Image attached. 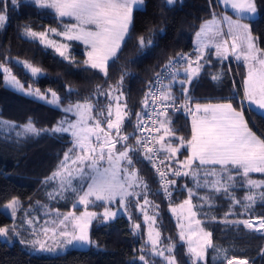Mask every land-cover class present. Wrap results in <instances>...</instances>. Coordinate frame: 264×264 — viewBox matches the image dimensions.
Masks as SVG:
<instances>
[{"label":"snow or ice","instance_id":"1","mask_svg":"<svg viewBox=\"0 0 264 264\" xmlns=\"http://www.w3.org/2000/svg\"><path fill=\"white\" fill-rule=\"evenodd\" d=\"M220 2L225 5L230 4L237 16L235 20L230 16L223 17V21L228 24L227 36L231 39V43L229 44L227 39L219 41V38L224 34L216 27L221 21L217 20L216 14L213 13V18L201 24L200 30L195 34V59L192 58V54L179 52L168 58L161 71L156 72L148 81V91L145 92V98L142 101L145 109L150 106L153 109L148 115L152 127L147 126V121L142 118L141 112L136 113L137 124L135 127L140 133L136 140L137 147L126 146L122 151L117 148V145L126 144L131 135L122 133L125 120L130 115L127 104L120 103L124 99L123 81L126 77L134 75L127 68V64L135 63L136 59L156 46V35L163 34L165 31L162 26L163 20L160 26L149 28L147 32L136 37L135 56L130 57L121 66L120 80L116 85H109L107 91L103 90L101 85H96L92 96L97 101L100 97H106L109 100L106 114L103 107L99 112H96L98 104L92 103L90 97L86 98L84 102L70 103L63 109L65 113H74L77 117L75 121L65 119L51 128H38L31 118L24 125L0 120V126H2L0 127V140L10 139L13 132L17 142L42 135L70 134L73 138L72 147L64 153L56 170L46 177L44 182H58V187L54 192L49 193L50 199L56 197L64 199L66 194L73 195L76 197L73 202L74 207L76 204L83 205L85 211L78 216L74 212L64 214L56 227H44L43 234L47 237L51 232L54 243L48 245L39 239L33 240L29 255L36 253L58 256L68 248L80 249L94 245L95 241L91 240L89 235V226L92 222L96 220L102 225L113 222L121 214V210L127 212L132 203V197H144L143 204L137 202V210L143 212L146 222L151 221L154 225L156 217L149 216L147 211V208L152 204L148 199L151 189L134 167L136 161L132 154L141 151V149L144 159L147 160H152V154L157 151L167 153L166 158L159 160L158 165L155 162L152 165L161 178V188L167 197L172 195L170 189L177 184L176 180L166 178L171 173L175 177H192L196 180L195 187L197 189L207 188L217 195L223 194L225 197L231 198L233 204H240L241 201L232 195L231 188L235 185L237 178L243 177L252 191V194L244 197L245 210L251 209L256 203L257 194L254 190L264 188V180L255 181L248 177L253 172L264 174V139L258 137L251 130L245 120L244 112L238 111L234 107L231 101L235 99V96L221 97V99L230 101L226 103H197L194 109L188 103L191 99V84L200 77L205 68L212 66L206 52L208 48L214 47L215 56L221 60L227 59L231 54L237 60L244 61L248 72L244 79V97L241 103L247 101L248 111L264 117V49L258 46V37L253 35L251 28V24L255 23L258 14L256 0H220ZM177 3L182 6L183 0H161L159 4L161 16L163 17L164 9L175 8ZM22 7L51 10L57 18H74L76 23L65 25V31L57 34L67 40L81 41L86 47L83 70H98L107 77L111 62L119 59L123 47L132 39L134 13L146 10V0H0V29L6 27L10 13L19 12ZM244 19H248L249 23H243ZM22 28L23 31L19 33L22 38L33 43L38 41L44 48L54 49L59 57L70 65H78L79 62L70 55V46L67 43H57L49 38V32H57L55 28L42 32L34 31L27 24ZM5 59L10 58L6 57ZM17 63L22 64L23 69L30 72L33 78L46 75L41 68L35 67L27 61H17ZM184 64L186 67L183 68V76L186 78L178 79L180 70L177 65ZM0 69L3 70V83L6 85L36 100L59 106L61 97L55 91L48 89L45 93L40 89L33 90L31 86L25 90L16 76L11 74V69L3 64H0ZM210 75L213 81H220L224 73ZM169 77V83L165 84L164 80ZM175 86L182 89V95L185 98L183 105L175 103L177 96L172 90ZM73 91L75 89L71 86L67 87L69 95ZM48 93H50L51 99L48 98ZM113 99L116 101L114 119L112 118ZM180 107H183L184 111L191 116V137L187 140L180 137V144L174 147L171 142L165 143V138L171 140L176 131L170 127L172 121L169 118V110L179 111ZM105 120L106 129L102 127ZM157 124L159 127H156ZM161 130L163 135H159ZM153 132L156 133V136L151 135ZM146 133H148L147 136ZM157 143L160 145L159 150L154 146ZM185 147L188 151L185 159L183 161L173 159L181 148ZM195 162H198V165ZM172 164H177L178 167L174 168L171 166ZM194 167L195 170H193ZM206 168L211 170L201 173V169ZM201 175L204 177L203 184L200 183ZM209 177L212 179L209 180ZM187 191L188 198L179 205V208L181 210L180 219H187L188 223L177 225L181 229L179 238L180 241L187 242L186 254L190 258L191 264H201L206 261L207 250L214 247L212 233L205 231L202 221L196 219L195 208L197 206L192 202V197L196 195L195 191L192 188H188ZM199 199L211 206L213 197L206 195ZM259 199L264 200V191L259 193ZM96 202L116 204V210L113 211L106 207L103 213L88 211V207L95 205ZM19 207V199L13 198L0 211L11 210V216L15 218ZM200 207H203V204ZM172 211L175 213L176 209L173 208ZM185 211L187 217L184 216ZM45 214L50 215L51 213L46 211ZM56 215L59 218L61 214L57 212ZM129 219H131L130 213ZM257 219L258 224H254L251 219L226 220L225 223L229 225L242 224L246 229L256 231L264 230V217ZM24 222L29 226L34 223L32 219H26ZM69 222L71 231L67 230ZM47 223L49 222L46 221ZM51 223L55 224L56 222L51 221ZM139 228V224L134 225L133 233L135 234ZM153 230L150 228L148 237V242L152 245V256L163 258L166 264H178L175 255H171L176 245L173 244L166 250H158L160 233L156 231L153 235ZM10 233L11 236L19 235L15 220L11 227H0V237L10 240ZM19 242L22 245L26 244L24 240ZM166 252L169 255H166ZM260 255L264 256V249H261ZM139 260L144 264H149L145 255H141ZM227 264H250V262L247 258L232 257L227 259Z\"/></svg>","mask_w":264,"mask_h":264},{"label":"trees","instance_id":"2","mask_svg":"<svg viewBox=\"0 0 264 264\" xmlns=\"http://www.w3.org/2000/svg\"><path fill=\"white\" fill-rule=\"evenodd\" d=\"M161 0H146V10L134 13V25L132 39L123 47L119 59L111 62L108 76L98 70H83V61L86 59V47L82 43L69 41L70 55L78 61L70 65L64 61L52 48H44L39 42H30L22 38L19 33L23 31V25H29L34 31L42 32L48 28L61 29L71 23L70 18H57L53 11L36 9L35 7H22L19 12H11L10 19L5 28L0 29V64L11 69V73L26 87L40 89L47 92L55 91L61 97L60 106L74 104L77 101L84 102L91 97V102L98 104L96 112L105 109L109 103L106 97H100L99 101L92 94L96 85H101L107 91L109 85H116L120 80L121 66L130 57L135 56V40L139 35L147 32L149 28L162 26L165 31L155 37L156 46L149 49L146 54L136 59L135 63L127 64V68L134 75L126 77L123 81L122 91L124 99L122 104H127L130 112L122 127L123 134H131L124 145H119L118 150L126 146L137 147L136 140V113L143 116L142 101L145 92L148 91L147 83L156 72L161 71L168 58L176 53L194 54L195 34L201 24L213 18V13L220 15L223 8L217 0H183L181 6L177 3L175 8L164 9L163 17L159 7ZM258 14L255 23L251 24L253 35L258 37V46L264 49V0H256ZM227 13L231 14L230 10ZM249 23L248 19H244ZM9 57L10 59H5ZM211 67L205 68L203 73L190 86L189 101L203 102H230L228 98L235 96L231 102L237 110L244 112L245 120L251 130L261 139H264V117L248 111V103L243 100L244 93L242 83L246 70L244 64L228 56L227 59L210 57ZM17 61H27L35 67H39L46 75L33 78L30 72L23 69ZM183 65H178V69ZM223 72L220 81H213L210 74ZM167 79L166 84L169 82ZM71 86L75 91L71 95L67 87ZM178 100L185 102L182 89L174 87ZM177 92V93H176ZM95 115V113H93ZM65 112L31 96L17 92L3 83V73L0 71V120L24 125L29 118L38 128H51L64 117ZM175 129L176 140L183 137L185 140L191 135L190 118L184 109L181 112L169 113ZM106 123V122H105ZM2 127V126H0ZM18 130V129H17ZM161 132H163L161 130ZM160 132V133H161ZM159 133V134H160ZM72 147L70 134H58L57 136L42 135L30 137L27 140L16 141L15 133L10 139L0 140V209L2 204L12 198L20 200V207L15 218L4 211H0V227L15 224L24 225L26 217L31 212H36L40 202L47 203L58 210H70L72 198L51 200L47 192L51 185L45 183V178L56 170L57 165L63 159L64 153ZM160 147V145H159ZM186 151L180 152L184 154ZM162 154L167 156L164 151ZM135 159L134 167L138 175L143 177L151 189L148 199L154 206L156 217L155 226L160 233V245L167 247L176 245L173 255L178 264H191L187 256V244L180 241L177 223L170 209L188 196L185 184L187 177L181 176L174 180L177 184L172 186V195L167 197L158 183L149 160L144 159L141 151L132 154ZM177 164H172L175 166ZM249 177L263 178L264 174H249ZM201 179L204 177L201 175ZM243 177L237 178L231 193L240 204H233L231 198L223 194H215L207 188H199L192 197L197 206V217L202 221L205 231L212 233L213 248L206 252V261L203 264H227V259L247 258L250 264H264V230L256 231L246 229L242 224H226L225 221H238L245 219L264 217V200L259 199V189L256 203L249 210H245L246 201L242 199L246 189L243 186ZM158 193V194H155ZM211 196V206L203 203L199 197ZM139 198H142L140 196ZM125 215H119L113 222L106 225L94 220L90 228V238L95 244L87 248H68L63 254L50 256L48 254L29 255L27 245H22L17 240H3L0 238V264H144L139 260L141 255L149 264H165L161 257L152 256L150 245L146 243V226L142 220V214L137 210L134 197ZM203 204V207L200 205ZM158 206V207H157ZM40 213V211L38 210ZM30 213V214H29ZM129 213L131 219H129ZM227 214V215H226ZM31 217V216H30ZM215 217V219H213ZM139 224L140 228L133 233V226ZM217 249L223 251V258L214 260Z\"/></svg>","mask_w":264,"mask_h":264},{"label":"rangeland","instance_id":"3","mask_svg":"<svg viewBox=\"0 0 264 264\" xmlns=\"http://www.w3.org/2000/svg\"><path fill=\"white\" fill-rule=\"evenodd\" d=\"M220 1V0H219ZM221 3V2H220ZM221 5L224 7H222L223 8V11H222V14H224L223 15V17H225V16H230L233 20H235V19H237V18H235V17H232L229 13H227V11H226V9H229V10H231L232 12H234L233 10H232V8H231V6H230V4L229 5H225V4H223V3H221ZM63 18H70V19H72V22L71 23H68V24H74V23H76V21H75V19L74 18H71V17H63ZM242 22L243 23H247L246 21H244V20H242ZM68 24H66V25H68ZM94 27V26H93ZM218 28L220 29V31L224 34L225 32H223V28H222V26L219 24L218 25ZM48 29H52V28H48ZM48 29H46V30H48ZM56 30H57V32L56 33H52V32H49V38L50 39H52V40H54V41H56L57 43H67L68 45H69V41H71V40H67L65 37H63V36H60V35H58L57 33H60V32H63V31H65V25L61 28V29H58V28H55ZM43 31H45V30H43ZM226 32H228V24H227V22H226V30H225ZM223 36V35H222ZM224 38H219L220 39V41H223V40H225V39H227L226 38V36H225V34H224V36H223ZM222 39V40H221ZM78 42H80V43H82L81 41H78ZM228 42H229V44L231 43V39L228 37ZM83 44V43H82ZM84 45V44H83ZM70 46V45H69ZM54 50V49H53ZM229 56L231 57V58H234V59H236L235 58V56L234 55H231V54H229ZM237 60V59H236ZM239 61H241L242 63H244V61L241 59V60H239ZM6 67V66H5ZM244 67H245V70H246V73H245V77H244V79L246 78V76H247V72H248V68H247V66L245 65V63H244ZM0 71L3 73V70L2 69H0ZM12 74V73H11ZM13 75V74H12ZM3 78H4V73H3ZM22 84V83H21ZM6 85V84H5ZM23 85V84H22ZM7 87H9V88H11V89H13L12 87H10V86H8V85H6ZM24 86V85H23ZM24 88H25V90H27L28 89V87H26V86H24ZM33 90H35L36 88H33V87H31ZM13 90H15V89H13ZM242 90H243V92H244V82L242 83ZM15 91H17V90H15ZM17 92H20V91H17ZM20 93H22V94H24L23 92H20ZM45 93H47V92H45ZM116 94H118V93H116ZM115 95V94H114ZM48 98L49 99H51V96H50V93H48ZM44 102V101H43ZM46 103V102H45ZM120 103H121V101H120ZM220 103H226V102H220ZM75 104V103H74ZM115 104H116V101L113 99L112 100V106H113V119L115 118V116H114V112H115ZM51 105V104H50ZM69 105V104H68ZM68 105H66V106H55V105H52V106H55V107H59V108H61L62 110L64 109V108H66ZM64 111V110H63ZM238 111H240V110H238ZM68 120V121H75L76 119H77V117H76V115L74 114V113H71V112H69V113H65V115H64V117L61 119V121L62 120ZM106 122V120L105 121H103V123H102V127H104L105 129H106V127H107V123H105ZM113 134H115V133H113ZM71 139H73L72 137H71ZM93 140H94V138H93ZM117 147L118 148H121V147H119V145H117ZM122 149V148H121ZM120 151H122V150H120ZM75 155V153L73 154V156ZM105 167L107 166L106 164L104 165ZM248 179H250V178H248ZM203 182L204 181H201L200 183L201 184H203ZM243 182V186H244V188L246 189V191H245V194L243 195V197H242V199L244 200V197L245 196H247V195H250V194H252V191L249 189V187L247 186V184H246V181H245V179L242 181ZM74 183H77L76 181H74ZM49 184L51 185V188L49 187V191L47 192V195H48V197H49V193H53L54 192V190L58 187V182L57 181H49ZM196 183H195V185H193V190L194 189H196ZM85 187H86V185H85ZM195 192H196V190H194ZM255 191V193L258 195V193H259V189H255L254 190ZM66 197H73L72 198V204H71V206H72V208L70 209V210H67V211H65V210H58L57 209V207H50V205L49 204H47V203H43V202H40V204H42V205H39V208L37 209V211L36 212H31V217L29 216V217H26V219H32L33 221H34V223H33V225L32 226H29V225H27L25 222H24V225L22 224V225H16V228H17V231L19 232V235L18 236H12L11 238H13V239H15V240H17L18 242L20 241V240H24L25 242H26V244L25 245H27V247H28V249H30V247H31V242L33 241V240H36V239H39V240H41V241H44V242H46L48 245H52L53 243H54V241L52 240V238H51V236H52V234H51V232H49V234H48V236L46 237L44 234H43V232H42V229L44 228V227H49V228H52V227H56L58 224H59V219H62L63 218V215L64 214H67V213H70V212H74L75 213V215H79L81 212H83V211H85V206H83V205H79V204H76V206L74 207V204H73V202L76 200V197L75 196H73V195H68V194H66ZM65 197V198H66ZM188 198V196L185 198V199H187ZM13 199V198H12ZM50 199V198H49ZM57 199H60L59 197H56L55 199H51V200H57ZM185 199H183L182 201H180V203H178L177 205H175V206H173V207H171V209H170V212H171V214H172V216L174 217V219H175V221H176V223H177V225L178 224H180V223H184V224H187L188 223V220L187 219H183V220H181L180 219V208H179V205H181L182 203H183V201L185 200ZM11 200V199H10ZM9 200V201H10ZM134 200H135V204H137V202H139L140 204H143V200H144V197L142 196V198H137V197H134ZM9 201H7L6 203H4V204H2V206H1V209L3 208V206L4 205H6ZM20 201V200H19ZM193 202V201H192ZM194 204V203H193ZM195 205V204H194ZM45 206H47V207H45ZM106 207H109L111 210H113V211H115L116 210V204H111V205H109V204H106V203H103V202H96V204L95 205H90L89 207H88V211H93V212H97V213H103V211H104V209L106 208ZM173 208H175L176 209V212L174 213L173 211H172V209ZM19 209V208H18ZM18 209H17V211H18ZM38 210L40 211V213L38 212ZM50 212L51 214L50 215H46L45 214V212ZM139 211V210H138ZM147 211H148V215L149 216H155V210H154V206L151 204L148 208H147ZM195 211H196V209H195ZM57 212H59L61 215H60V217L59 218H57V215H56V213ZM139 212H141V211H139ZM197 212V211H196ZM6 213L7 214H9L10 216H11V210H7L6 211ZM30 214V213H29ZM126 214V212L124 211V210H121V214L120 215H125ZM141 214H142V220H143V222H144V224H145V226H146V242L150 245V249H151V252H152V245H151V243L150 242H148V237H149V230H150V228H152V229H154L153 230V235H155V232L156 231H158L157 230V228H156V226H155V224L153 225L152 224V222L151 221H145V218H144V214H143V212H141ZM198 215V214H197ZM184 216L185 217H187V212L185 211L184 212ZM12 217V216H11ZM196 219H198V217H196ZM251 220H253V223L254 224H258V219L257 218H253V219H251ZM46 221L47 222H49V223H47L46 224ZM51 221H55L56 223L55 224H53V223H51ZM99 222V221H98ZM93 223V222H92ZM92 225V224H91ZM91 225L89 226V232H90V228H91ZM178 227V226H177ZM67 230H69V231H71V223L69 222V224H68V229ZM180 228H178V233L180 232ZM34 231H35V234H34ZM57 236H58V233H57ZM0 238H2L3 240H6L4 237H0ZM186 244H187V242L186 241H184ZM188 246V245H187ZM87 247H89V246H85V247H83V248H87ZM158 250H166L169 246H167V247H164V246H161L160 245V242H159V244H158ZM166 255H169V253H167L166 252ZM171 255H173L172 253H171ZM223 256H224V254H223V251L221 250V249H219V251H217L216 252V254H215V256L213 257V259L214 260H219V259H222L223 258ZM163 259V258H162ZM164 261V260H163ZM164 263L166 264V262L164 261ZM204 263V262H203ZM202 262H201V264H203Z\"/></svg>","mask_w":264,"mask_h":264},{"label":"crops","instance_id":"4","mask_svg":"<svg viewBox=\"0 0 264 264\" xmlns=\"http://www.w3.org/2000/svg\"><path fill=\"white\" fill-rule=\"evenodd\" d=\"M218 1V3L220 4V6L221 7H223L222 5H221V3H220V1L219 0H217ZM224 8V7H223ZM227 10H229V9H227ZM231 11V10H230ZM232 12V11H231ZM223 15L224 14H222V12H221V14L220 15H216V19L217 20H219V21H221V23H220V25L222 26V28H223V32H225L224 34H225V36H226V38H227V40H228V36H227V32L225 31L226 30V22H224L223 21ZM232 17H235V18H237V16H236V14L234 13V12H232L231 14H230ZM212 19V18H211ZM211 19H209V20H211ZM209 20H206V21H209ZM245 21V20H244ZM205 22V21H204ZM203 22V23H204ZM202 23V24H203ZM219 25V24H218ZM218 25L216 26L217 28H218ZM199 30H200V28H199ZM198 30V31H199ZM218 30L220 31V29L218 28ZM224 36V35H223ZM223 36H221L220 38H224ZM196 40V36H195V39H194V41ZM222 40V39H221ZM219 41H220V39H219ZM219 41H217V42H219ZM194 46H196L195 45V43H194ZM206 54L209 56V58L211 57V56H213V57H216L215 56V48L214 47H210V48H208L207 49V52H206ZM192 58L193 59H195V55L193 54L192 55ZM244 64V63H243ZM184 67H186V64H184L183 66H181L180 68H179V70H180V74L178 75V79H185L186 77H184L183 76V68ZM245 68V67H244ZM169 83V82H168ZM175 87H178V86H175ZM179 88V87H178ZM180 89V88H179ZM173 92L175 93V89H174V87H173ZM177 93V92H176ZM244 93V92H243ZM188 103L191 105V107L194 109V107H195V104H197V103H195V102H191V101H188ZM207 103H220V102H203V103H200V104H207ZM248 103V102H247ZM188 115V114H187ZM189 116V115H188ZM189 118H190V122H191V116H189ZM159 135H163V132H161ZM176 135L174 134V138H172L171 140H169V138H165V143H168V142H171L172 143V145L175 147V146H177V145H179L180 144V139H177L176 140ZM190 137H191V135H190ZM190 137L188 138V139H190ZM187 140V139H186ZM183 151H186L184 154L182 153V154H180V152H183ZM180 152L177 154V156L176 157H174L173 159H175V160H179V161H183L184 159H185V157L188 155V151H187V148L185 147V148H181V150H180ZM165 154H167L166 152H165ZM195 164H197L198 165V162H195ZM193 170H195V167H194V169ZM211 169H201V173H203V171H210ZM250 174H257V173H255V172H253V173H250ZM203 176V175H202ZM248 178H250V179H252V180H255V181H262L263 180V178H256V177H248ZM212 178L211 177H209V180H211ZM201 181H204V179H201L200 178V182ZM195 183H196V180L194 179V178H192V177H187V182H186V187L185 188H192L193 189V185H195ZM195 190V189H194Z\"/></svg>","mask_w":264,"mask_h":264},{"label":"built area","instance_id":"5","mask_svg":"<svg viewBox=\"0 0 264 264\" xmlns=\"http://www.w3.org/2000/svg\"><path fill=\"white\" fill-rule=\"evenodd\" d=\"M177 67H178V65H177ZM166 81H167V79H165L164 80V83L166 84ZM175 103H176V105H183L185 102L184 101H182V100H178V99H176V101H175ZM183 110V107H180V109H179V111H173V110H169V113H171V112H181ZM153 111V109H152V107L150 106L148 109H145L144 108V105H143V116H142V118L145 120V121H147V126L149 127V128H151L152 127V125H151V121H149L148 120V115H149V113L150 112H152ZM156 127H159V124H157L156 125ZM136 134H137V137L138 136H140V133H139V131L136 129ZM146 136L148 135V133H146L145 134ZM151 135L152 136H156V133H151ZM158 150H159V144L157 143V144H155L154 145ZM141 152H142V149H141ZM166 158V156L164 155V154H162L161 153V151H157V152H155V153H153L152 154V160H149V163H150V165H151V167H152V169H153V171H154V173L156 174V176H157V180H158V183H159V185L161 186V178L158 176V174H157V172H156V169L155 168H153V163L155 162V163H157V165H158V162H159V160H164ZM172 167H178V165H175V166H172ZM167 179H169V180H174V179H176V178H178V177H175V176H173L171 173H169L168 174V176L166 177ZM162 189V188H161ZM162 191H163V189H162ZM170 191L172 192V188L170 189ZM164 192V191H163ZM165 194V193H164ZM166 195V194H165Z\"/></svg>","mask_w":264,"mask_h":264}]
</instances>
